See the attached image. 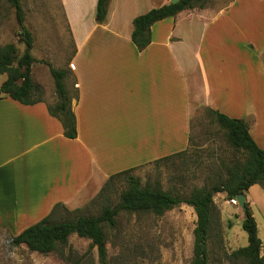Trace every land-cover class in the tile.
Returning <instances> with one entry per match:
<instances>
[{"label": "crops", "instance_id": "crops-1", "mask_svg": "<svg viewBox=\"0 0 264 264\" xmlns=\"http://www.w3.org/2000/svg\"><path fill=\"white\" fill-rule=\"evenodd\" d=\"M59 1L72 44L60 66L70 69L78 89L72 101L77 136L63 135L47 100L23 104L0 96V233L9 244L56 203L77 208L111 174L187 149L198 108L247 120L250 135L264 149V99L250 96L239 104L232 87L223 98L217 82L223 66L201 57V42L221 17L225 38L237 35L235 2L219 7L215 16L204 8L159 20L151 25L150 43L139 50L131 40L133 18L170 0H109L101 22L97 0ZM213 35L223 38L222 30ZM246 197L264 222V189L253 184ZM16 246L38 253L24 243Z\"/></svg>", "mask_w": 264, "mask_h": 264}, {"label": "rangeland", "instance_id": "rangeland-1", "mask_svg": "<svg viewBox=\"0 0 264 264\" xmlns=\"http://www.w3.org/2000/svg\"><path fill=\"white\" fill-rule=\"evenodd\" d=\"M20 2L25 15L24 23L33 35L34 46L30 53L38 60L31 66V78L41 88L39 97L53 103L56 98L53 79L47 65L41 60L50 62L55 68H61L64 54L69 53L72 48L64 11L59 0ZM230 2H235L231 15L232 31L234 28L237 35L233 39L232 34L231 41L225 38V20L224 16L221 17L205 34L201 42V57L223 66L225 74L217 80L225 90L222 91L223 98H228L227 91L232 87V96L236 91L239 104L250 96L263 100L264 0H209L204 8L209 12L215 11V16L221 9L219 7ZM214 29L222 30L221 40L214 38ZM17 33L14 8L8 0H0V46L12 42L20 55L24 44L18 40ZM230 50L232 54H229ZM228 70L232 71L231 77L226 75ZM5 78L6 74H0V83ZM65 82L70 91L76 86L70 74ZM190 124L189 145L182 154L158 164H144L132 173L140 177L142 182L158 179L164 189L178 188L183 192H189L194 186H209L224 179L226 166L242 161L243 156L228 143L224 131L210 121L204 108H198L192 113ZM124 186V180L118 178L104 195L114 204ZM255 186L259 190L264 189L260 184ZM95 196L77 207L81 209V213H98L101 208L99 200L94 204L89 203ZM213 201L215 213L208 239L209 264H246L241 259L229 257L233 250L247 244V233L241 225L243 210L239 205L229 203L222 192L216 193ZM251 209L259 223V236L264 240L262 217L255 207ZM62 214L60 211L59 216ZM116 220L115 228L105 226L110 264L191 263L193 229L196 223L192 206L180 204L162 215L121 212ZM62 252L69 260L57 252L41 255L12 246L6 236L0 233V264H72L76 259L79 260L78 264H98L97 247L89 239L76 234L69 236ZM261 252H264V246Z\"/></svg>", "mask_w": 264, "mask_h": 264}, {"label": "trees", "instance_id": "trees-1", "mask_svg": "<svg viewBox=\"0 0 264 264\" xmlns=\"http://www.w3.org/2000/svg\"><path fill=\"white\" fill-rule=\"evenodd\" d=\"M8 1L14 8L18 26L17 36L24 44V50L19 55L17 47L12 42L0 46V74H6V78L0 84V96H9L23 104H33L42 100L39 97L41 88L31 78V66L38 61L30 53L33 35L24 23L25 15L20 0ZM208 1L170 0L135 16L132 20V42L137 49H144L151 41L153 23L166 17H174L184 10L204 8ZM108 4L109 0H97L95 15L98 22L105 19ZM41 62L48 67L56 97L53 103L47 104L48 112L60 121L65 137L75 138L76 117L71 102L73 99H78V89L74 87L70 91L66 85L65 81L70 69L55 68L46 60ZM204 111L210 121L224 131L228 143L243 156L242 161H235L232 165L226 166L224 179L209 186H194L189 192H183L178 188L164 189L158 179L142 182L140 177L132 173L139 166L127 168L111 174L98 194L89 202L94 204L99 200L101 208L98 213H81L80 208L68 209L62 203H56L45 217L12 236L10 244L16 246L24 243L30 251L43 255L57 252L64 259L69 260L62 249L67 244L69 236L76 234L78 237L89 239L91 244L97 247L98 264H110L105 226L115 228L116 217L121 212L162 215L180 204H187L193 207L196 214L190 264H209L208 239L215 213L213 196L222 192L225 199L229 200L239 194L246 195L248 188L253 184H260L264 188V149L260 148L250 135L247 120L230 117L210 107H204ZM183 152H177L173 156ZM168 158L170 156L146 164H158ZM118 178L124 180L125 186L119 191L116 203L112 204L104 194L112 188V184ZM245 206L241 225L247 233V244L233 250L229 257L241 259L246 264H264V252H261L262 241L248 199ZM60 211L63 212L62 216H59ZM78 263V259L72 262V264Z\"/></svg>", "mask_w": 264, "mask_h": 264}, {"label": "water", "instance_id": "water-1", "mask_svg": "<svg viewBox=\"0 0 264 264\" xmlns=\"http://www.w3.org/2000/svg\"><path fill=\"white\" fill-rule=\"evenodd\" d=\"M236 199L238 201V205L242 210H245V202H246V195L245 194H239L236 196Z\"/></svg>", "mask_w": 264, "mask_h": 264}, {"label": "built area", "instance_id": "built-area-1", "mask_svg": "<svg viewBox=\"0 0 264 264\" xmlns=\"http://www.w3.org/2000/svg\"><path fill=\"white\" fill-rule=\"evenodd\" d=\"M228 201H229V203H231L233 205H238V201H237L236 197H233V198L229 199Z\"/></svg>", "mask_w": 264, "mask_h": 264}]
</instances>
